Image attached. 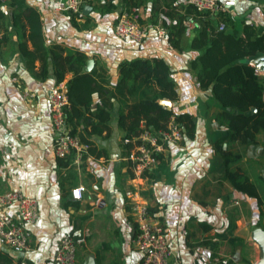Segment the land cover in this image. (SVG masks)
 I'll return each mask as SVG.
<instances>
[{"label":"crops","instance_id":"0c3cea01","mask_svg":"<svg viewBox=\"0 0 264 264\" xmlns=\"http://www.w3.org/2000/svg\"><path fill=\"white\" fill-rule=\"evenodd\" d=\"M218 1L220 9L210 14L217 31L224 21L225 33L246 43L264 37V0ZM57 3L0 1V192L20 190L39 204L38 220L27 225L32 250L10 247L0 237V264H56L53 256L65 237L77 243L76 264H143L144 253L133 241V172L120 126L127 108L116 85L123 62L155 57L171 67L178 93L161 102L175 114L192 116V130L183 125L184 140L169 145L144 190L165 224L171 262L261 264L263 249L254 235L264 231V128L255 141L227 139L232 131L221 113L239 110L224 106L212 86L201 85L200 67L193 63L207 47L194 46L203 21L190 13L189 0H90L78 15L57 10ZM133 7L142 23H161L165 34L154 26L143 41L120 38L116 22ZM180 25L175 45L170 32ZM238 46L222 43L225 52ZM263 55L240 56L232 64L255 67L264 86V69L254 63ZM77 69L95 79L78 131H100L89 136L94 153L61 158L54 152L49 93L59 82H71ZM229 172L249 179L257 195L237 188ZM80 185L85 190L75 199L71 190ZM0 213L16 218L17 203L0 205Z\"/></svg>","mask_w":264,"mask_h":264},{"label":"trees","instance_id":"16d2710c","mask_svg":"<svg viewBox=\"0 0 264 264\" xmlns=\"http://www.w3.org/2000/svg\"><path fill=\"white\" fill-rule=\"evenodd\" d=\"M132 2L131 5L137 4L136 1ZM189 10L194 14L193 17L203 21V26L194 40V46L207 47V50L193 63L195 68L200 67L201 85L206 88L212 86L215 96L224 106L239 110V112L223 111L221 113L232 131L227 139L242 142L255 141L258 132L264 128V86L255 67L247 64H232V61L240 56L264 51V37L246 43L243 39H237L225 33V29L218 28L217 31V27L212 22V15L209 13L198 11L192 5ZM183 30L184 26L180 25L176 31L170 32L175 45L180 38L178 34ZM222 43L239 46L237 50L230 48L225 52L222 49ZM77 60L79 63L84 62L85 55L79 54ZM79 71L80 69H77V75L68 83L70 107L66 108V115L69 132L78 135L81 141L88 145V150L83 155L85 157L88 153H94L90 134L97 133L100 129L94 126L90 131L88 129V131H78L77 125L83 121L85 114L82 106L89 108L90 103L86 96L91 91L95 80L92 74H79ZM116 91L124 97L127 108L120 119V126L125 131L124 138L136 136L144 128L155 132L164 129L173 115L186 127L187 132L192 130L190 114H175L171 108L161 102L164 99L174 100L178 97L171 67L163 58L123 62ZM253 107L256 111L252 110ZM103 112L101 118L105 119L108 113ZM229 178L237 188L251 195H257L256 187L249 179L241 180V176L236 172H229Z\"/></svg>","mask_w":264,"mask_h":264},{"label":"built area","instance_id":"2783aa9c","mask_svg":"<svg viewBox=\"0 0 264 264\" xmlns=\"http://www.w3.org/2000/svg\"><path fill=\"white\" fill-rule=\"evenodd\" d=\"M89 1L58 0L57 10L78 15L83 12L84 5ZM189 4L198 11L209 14L216 13L220 9L218 0H189ZM140 16L138 7L125 9L116 22V34L123 39L143 41L154 26L160 35L165 34L166 29L161 23H142ZM225 28L226 23L221 22L219 29ZM49 102L55 131V154L63 158L75 153L78 158H82L88 150V145L83 143L78 135L69 132L66 108L70 104V99L66 81L59 82L51 89ZM184 136L183 124L173 115L166 128L156 132L144 128L140 134L123 140L127 151L125 160L128 161L133 172L131 176L133 186L128 194L130 212L137 225V233L133 241L144 253L143 264H178L170 260L173 251L168 243L165 224L151 211L144 190L150 171L161 161L169 145L180 144ZM84 190L83 185L73 188L72 197L81 199ZM14 203L18 205L16 218L7 213H0V237L10 247L22 251L32 250V238L27 225L35 223L39 218L38 200L20 190L0 192V205L10 206ZM53 260L56 264L77 263V243L73 237L61 239ZM20 264H26L25 260Z\"/></svg>","mask_w":264,"mask_h":264},{"label":"water","instance_id":"95a60500","mask_svg":"<svg viewBox=\"0 0 264 264\" xmlns=\"http://www.w3.org/2000/svg\"><path fill=\"white\" fill-rule=\"evenodd\" d=\"M88 5L85 4L84 5V11H86ZM93 61L90 60L89 61V66L92 65ZM254 63L255 65L260 68V69H264V55L257 57L256 59H254ZM255 110V109H254ZM254 238L256 239V241L259 242V244L262 246L263 249V257H262V261L261 264H264V231L259 230L255 233Z\"/></svg>","mask_w":264,"mask_h":264}]
</instances>
